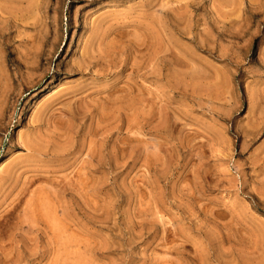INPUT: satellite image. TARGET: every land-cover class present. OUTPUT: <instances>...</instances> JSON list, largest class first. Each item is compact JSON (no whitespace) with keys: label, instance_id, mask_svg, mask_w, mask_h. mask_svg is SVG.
I'll return each mask as SVG.
<instances>
[{"label":"rangeland","instance_id":"rangeland-1","mask_svg":"<svg viewBox=\"0 0 264 264\" xmlns=\"http://www.w3.org/2000/svg\"><path fill=\"white\" fill-rule=\"evenodd\" d=\"M0 264H264V0H0Z\"/></svg>","mask_w":264,"mask_h":264},{"label":"bare ground","instance_id":"bare-ground-1","mask_svg":"<svg viewBox=\"0 0 264 264\" xmlns=\"http://www.w3.org/2000/svg\"><path fill=\"white\" fill-rule=\"evenodd\" d=\"M91 70V69H90Z\"/></svg>","mask_w":264,"mask_h":264}]
</instances>
